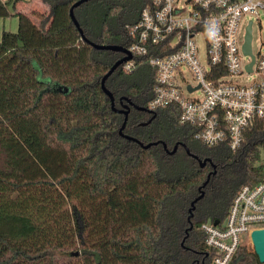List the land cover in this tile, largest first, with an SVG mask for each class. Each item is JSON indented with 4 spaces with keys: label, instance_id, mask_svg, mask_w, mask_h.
<instances>
[{
    "label": "trees",
    "instance_id": "trees-1",
    "mask_svg": "<svg viewBox=\"0 0 264 264\" xmlns=\"http://www.w3.org/2000/svg\"><path fill=\"white\" fill-rule=\"evenodd\" d=\"M43 1L45 19L16 13L18 31L0 38V264H210L201 227L223 222L241 188L262 180L264 120L237 152L208 148L174 108L151 120L134 107H148L156 83L138 61L106 87L116 108L131 106L124 134L157 145L124 138L125 116L101 86L123 55L92 43L128 48L147 0L81 5L83 34L70 16L80 0ZM10 5L0 0V19ZM230 264L264 263L246 242Z\"/></svg>",
    "mask_w": 264,
    "mask_h": 264
},
{
    "label": "built area",
    "instance_id": "built-area-1",
    "mask_svg": "<svg viewBox=\"0 0 264 264\" xmlns=\"http://www.w3.org/2000/svg\"><path fill=\"white\" fill-rule=\"evenodd\" d=\"M262 18L264 0H147L128 27L132 60L123 70L146 61L156 74L146 109L174 108L180 124L195 130L196 141L237 152L246 130L264 120V43L258 52L253 48V30ZM261 229L264 174L259 183L241 188L223 222L202 225L213 253L210 264H230L242 244L253 247L252 233Z\"/></svg>",
    "mask_w": 264,
    "mask_h": 264
},
{
    "label": "water",
    "instance_id": "water-1",
    "mask_svg": "<svg viewBox=\"0 0 264 264\" xmlns=\"http://www.w3.org/2000/svg\"><path fill=\"white\" fill-rule=\"evenodd\" d=\"M92 0H80L78 2H76L71 10H70V16H71V19L72 21L74 22L75 26L80 30L81 34H83L82 30L80 29V25H79V22L78 20L76 19V16H75V9L80 7L81 5L85 4V3H88ZM92 46L97 49V50H106V51H112V52H117V53H120L123 55V57L118 60L114 66L110 69V71L103 77L102 81H101V86H102V89L104 91V93L107 95V97L111 100V104H112V108L114 110V112H117L119 114H123L125 116V120L123 122V125L120 129V135L123 136L124 138L130 140V141H134V142H137L139 143L143 148L145 149H149L150 147H152L153 145H157V143H150V144H143L141 143L140 141H138L137 139L133 138V137H130V136H127L124 134V130L126 129V125H127V121H128V117H129V114L131 112V106L130 105H124L122 106L121 109L119 108H116V103H115V97L114 95L112 94V92L110 90L107 89L106 87V81L108 80V78L115 72L117 71L123 64L127 63L128 61L132 60V55L130 54V52L127 50V48H124L122 46H119V45H101V44H95V43H92ZM245 51L246 53L248 54H251V27L249 28V33H248V36H247V43H246V46H245ZM250 68V67H249ZM128 102H130L128 99H127ZM136 109L138 110H142V111H146V112H149L151 113L149 110H147L146 108H139L137 106H134ZM153 116L151 118V120L153 118H155L156 116V113H151ZM150 120V121H151ZM149 121V122H150ZM143 125H146L143 124ZM185 148H187L185 145H183ZM178 149V145L175 146V148L173 149V151L171 152V154H174ZM188 153H189V149H187ZM208 163V160H204V161H200V165L201 167H204L206 164ZM209 181V179H208ZM208 181L205 182L204 184V187L208 184ZM204 197V192L201 193V195L199 197H197L191 204V209H190V217H189V221L192 217V213L193 211L195 210V205L196 203H198L202 198ZM220 222L219 221H215V225H218ZM192 229V227L190 228ZM251 239H252V243H253V248H254V252L255 254L258 256L259 260L261 263H264V229H261V230H255L253 233H252V236H251ZM78 255V253L76 254Z\"/></svg>",
    "mask_w": 264,
    "mask_h": 264
},
{
    "label": "rangeland",
    "instance_id": "rangeland-1",
    "mask_svg": "<svg viewBox=\"0 0 264 264\" xmlns=\"http://www.w3.org/2000/svg\"><path fill=\"white\" fill-rule=\"evenodd\" d=\"M23 10L29 14L36 24H39L43 19H45L50 13V5L45 3L43 0H22L20 5ZM18 9L17 6H11L10 10ZM15 21L14 25L9 22L8 29L11 32L18 31V19H13ZM261 27L256 25L253 30V48L255 52H258L262 43H264V18H262ZM2 35V30H0V38ZM249 248L253 249L252 245L249 243Z\"/></svg>",
    "mask_w": 264,
    "mask_h": 264
},
{
    "label": "crops",
    "instance_id": "crops-1",
    "mask_svg": "<svg viewBox=\"0 0 264 264\" xmlns=\"http://www.w3.org/2000/svg\"><path fill=\"white\" fill-rule=\"evenodd\" d=\"M3 1H4V2H5V1H10V2H11V6H12V5H13L14 7L17 6L18 9L15 8V9H13V10H10V11L12 12V15H11L10 17H8V18H6V19H0V30H2V33H3V31H9V29H8V24H9V22L12 23V26L14 25V22H13V21H15V20H13V19L17 18V17H15V14H16V13H25V14H27V13L23 10V8H21V7L19 6L22 0H3ZM28 15H29V14H28Z\"/></svg>",
    "mask_w": 264,
    "mask_h": 264
},
{
    "label": "flooded vegetation",
    "instance_id": "flooded-vegetation-1",
    "mask_svg": "<svg viewBox=\"0 0 264 264\" xmlns=\"http://www.w3.org/2000/svg\"><path fill=\"white\" fill-rule=\"evenodd\" d=\"M121 106H124L122 103H121ZM146 112V111H145ZM148 113V115H150V116H153L151 113H149V112H147Z\"/></svg>",
    "mask_w": 264,
    "mask_h": 264
}]
</instances>
